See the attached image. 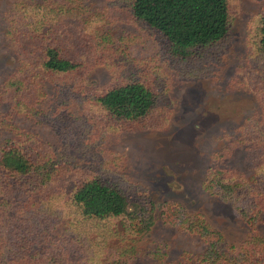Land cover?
Returning <instances> with one entry per match:
<instances>
[{
    "label": "trees",
    "instance_id": "16d2710c",
    "mask_svg": "<svg viewBox=\"0 0 264 264\" xmlns=\"http://www.w3.org/2000/svg\"><path fill=\"white\" fill-rule=\"evenodd\" d=\"M108 1L159 48L146 69L125 72L101 89L88 87L85 73L92 64L111 66L105 53L116 51L111 36L94 28L101 18L83 17L84 0L7 6L3 35L15 62L0 84V264H135L141 239L157 222L200 241L192 264H264V237L256 232L264 213V117L244 121L201 182L252 231L237 245H227L201 214L188 215L179 202L155 203L145 186L128 180L119 157L107 159L100 148L99 139L109 134L167 127L171 83L199 76L225 52L231 0ZM250 43L264 92V10ZM77 108L79 116L72 113ZM49 115L64 130L87 117L81 130L97 141L98 163L76 162L68 146L44 141L15 121L40 124ZM238 149L249 153L246 172L224 163Z\"/></svg>",
    "mask_w": 264,
    "mask_h": 264
},
{
    "label": "rangeland",
    "instance_id": "374dc122",
    "mask_svg": "<svg viewBox=\"0 0 264 264\" xmlns=\"http://www.w3.org/2000/svg\"><path fill=\"white\" fill-rule=\"evenodd\" d=\"M11 0H0V84L12 71L13 52L4 41V17ZM83 17L97 16L101 21L94 28L111 36L110 47L116 52L105 53V64H92L86 71L88 87L101 89L110 85L123 73L146 69L149 59H154L158 44L147 31L131 23L108 0H84ZM264 10V0H231L228 43L219 62L211 64L199 76L174 80L170 89L173 101L172 114L167 127L162 130L109 134L99 139L101 155L107 159L119 157L128 180L145 186L155 203L167 200L179 202L188 215L201 214L208 226L220 232L227 245H237L248 239L252 231L215 197L201 188L208 167L216 161L228 141L238 136L239 127L249 117H264V102L254 71L255 62L250 43L253 23ZM82 29L80 20L71 21ZM100 51V50H98ZM123 53L128 64L119 61ZM153 67V62L150 64ZM172 73L166 67L162 69ZM53 99V91H49ZM49 102H45L47 108ZM75 103H77L75 101ZM79 116V108L72 112ZM83 113V111H82ZM45 123L29 124L16 119L22 128H29L39 138L56 146H68L76 162L98 163L91 135H84L81 128L87 117H77L71 131L62 129L48 116ZM75 118V117H74ZM52 120V121H51ZM249 153L238 149L225 159L226 166L240 171L249 170ZM69 181L65 186L69 185ZM257 233L264 237V213ZM254 234V233H253ZM161 251V257L149 253ZM202 244L191 235L177 228L155 223L139 245L135 264H192L201 252Z\"/></svg>",
    "mask_w": 264,
    "mask_h": 264
}]
</instances>
